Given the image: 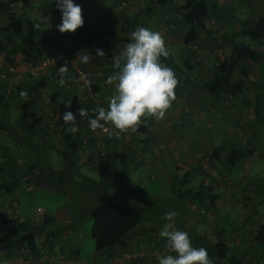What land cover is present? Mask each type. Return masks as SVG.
<instances>
[{"label": "crops", "instance_id": "1", "mask_svg": "<svg viewBox=\"0 0 264 264\" xmlns=\"http://www.w3.org/2000/svg\"><path fill=\"white\" fill-rule=\"evenodd\" d=\"M28 1L30 3V9L28 7L25 8V6L21 7L20 5L13 7L11 10L9 8L10 12H0V37L3 34L2 40L8 44V47H6L8 49H10L9 46H11L12 42L17 43L19 41L18 36H11L10 32L5 29L9 22V13H11V11H16V13L20 15L27 16V24L30 25V21L32 20H30L31 18L29 19V17L34 14L35 7L32 4V0ZM117 1L118 0H76L75 2L81 5L84 24L74 32H61L58 29L57 25L61 22V11L49 12V14L45 15L47 19L46 21H50L53 25L52 32L50 33L55 34L58 37L57 41L55 40V43L51 48L55 50L57 48L56 43H62L59 45L66 47L78 64L87 70L90 87L94 89L95 94L97 96L101 95V97L102 95H105L103 101L105 104L103 107L105 109H107L108 103L113 96L111 91L108 90L110 85L105 87L108 81L104 83L101 81V78L105 73H107L108 78L118 74V69L114 66L115 58L124 49L127 43L130 42V38L126 35V32H124L127 31L125 27L129 24H134V26H148L153 29L158 21L153 20L154 16L152 14H154V12L164 13L161 6L154 3L156 0H127L130 6L128 11L121 12V19L116 20L113 24V26H117V29L121 26L124 28L122 27L123 29L120 30L122 33H118V36L116 37L117 40L113 45L114 54L112 57L105 59L106 57L104 58L96 55L97 48L93 46L92 37L89 32L90 30L95 29L98 25H102L103 28H109L112 24H109L108 21L101 19L99 16H95L92 12L93 9L95 10L97 7L110 9L115 6ZM229 1L231 0H217V5L219 7H227ZM12 4L14 3H11V6H13ZM225 7L224 9H226V11L230 8V6L227 8ZM95 11L100 12V9L98 8ZM232 16H235L233 12H226L225 19L223 20V33L220 38H217L218 42H223L225 40L224 44L231 52V55L228 58L229 72L223 78V81L220 78H218L217 81L216 79L214 80L213 77L203 76L202 74L200 75L199 72L198 75L195 73L196 68L192 71L184 69L181 74L176 75L179 83L178 90L175 91V99L166 111L165 116L159 120L152 116L141 118L137 129L149 133L146 142L145 139L138 135L137 131H128L117 136L114 134L115 129L112 127V131L107 137L110 141V155L105 158L107 165L100 166L101 163L99 164V162L102 160L101 159L96 164L90 166V164H85V157L82 156L80 164L83 168L86 166H95V168L98 167L99 170H105L107 167L109 169V167L116 166L117 163L120 164L122 162L121 165L132 170L136 166L142 164L145 165L149 162V158L145 157L147 155V148L150 149V146L151 148L162 147L163 149L167 148L168 152L173 150L174 157L169 165L161 163L160 167L167 175L170 174L171 176L172 174L175 177H180L182 174H188L191 169L196 168L197 170L202 171L200 166L203 156H201L202 152L197 150V146H206V141H208V139L210 141L218 138V142H215L217 147L214 146L215 144L210 146L212 151L217 148L220 154L219 157H215L216 159L213 164L210 163L211 169L215 172L216 170H224L225 174L228 176H230V174L235 175V177L230 176L235 180L234 191L230 190L235 195L223 193V196L221 197V194H217L219 196L218 202H221V198H225L226 200L228 198L230 200L228 203L230 202L232 208H235L240 200V196L246 195V192H250L249 184H254V187L261 188L262 183H258L257 181L261 178L260 175L252 173L251 177L253 183L247 179L249 174H251L250 172H247L249 170V162L255 151L254 141H248V139L255 137L256 134L255 132H250L251 134H249L247 129L251 125L254 127V124L256 123H260L262 125L261 128L264 129V56L263 59H256L249 51H246V49L253 46L255 42L248 40L246 37H239L237 35L239 32L243 31L244 24L240 26L235 23V28L237 30L234 31L231 29L230 23ZM37 18L41 22L40 17ZM137 18L141 19V23ZM131 20L135 22L130 23ZM160 22L164 24V21ZM250 24L251 22L249 25ZM203 39L204 38H202V40ZM242 43H245V49L243 48ZM0 44L2 45L1 42ZM241 48H243V50ZM85 54L89 56V60L86 63L81 62V57ZM13 57L16 61L18 72L13 74L9 81H12L13 85L32 84L33 78L30 76V72L28 73L27 70L21 68L22 66H26V68L30 67L32 65L31 60L21 51L14 54ZM182 58L183 64L185 63V60H189L191 63L195 60L193 56H187V52L184 53ZM0 60H2L3 65L7 62L6 52L5 56L0 58ZM52 71L53 70L51 69L49 73ZM251 71L253 72L251 73ZM52 85H54L53 81H51L49 86L54 87ZM1 88L0 80V94ZM193 91H196V93ZM65 93V95H68L67 92ZM193 95L195 98H193ZM201 97L205 98V100H202ZM257 97H260L258 102ZM18 99L19 97L13 101V103L16 104L15 108L19 105ZM35 100L41 113L44 116H48L51 108L40 92L35 93ZM260 110H263V115L259 113ZM107 123L110 124V122ZM244 123H249L250 126L245 127L243 125ZM3 124V126H5L4 128L8 131L10 130L12 134L0 129V162L7 160L8 158H13L12 161L14 163L16 162L18 165H21L19 168L21 170L20 176H22V178L19 181L14 182H12L13 180L6 179L7 185H5L4 188L2 187V184L0 185V206L3 203V200H7L13 196L17 197L19 206L17 207L18 210L15 213V216L21 221L27 222V224L32 226L35 230L36 228L45 230V236H39L35 233L33 239L35 240L36 248L34 250H31L32 247L29 242L28 245L23 241L17 245L13 243L11 247L8 248H3L0 244V264H15V260L19 261L17 264H49L48 258L51 255L57 259L61 254L82 258V243L79 241L78 237V233L81 234L79 226L82 219L80 217L76 218L75 214L70 212L71 209L74 211V205L71 203H65L62 207L59 206L56 210H53L51 207L38 205L36 210L38 213L43 214L42 217L38 214H36V216L29 215L28 211H22L21 207V199L24 193L29 194L32 200L33 194L34 196H37V190H39L40 195L44 196L47 194L49 198H51L52 194L57 195L60 192L57 185L55 186L54 181H52V184L46 182L48 173L50 174L52 172L51 166L54 169L57 168H55L53 163L48 162L47 154H45V145L53 146L54 143L56 147L62 145L60 133L51 131L48 135H44L43 133V135H37L36 137L41 141V145L35 148L33 153L35 154L33 164H29L25 157L27 154L22 153L18 149V142L21 143V141L18 140L19 138L22 139L23 135L14 132L11 118H9L8 122L3 121ZM174 126L179 127L178 132L173 131ZM83 129L88 131L96 130H92L89 127L88 122ZM262 136L264 137L263 132ZM4 137H8V139L11 138V140H3ZM236 144H240L241 149L243 150L250 148L249 152L251 153L241 157L234 167H229L225 164V157L229 150L227 146ZM163 149L161 151L162 153ZM205 150L208 151L207 149ZM49 151L51 152V150ZM189 152L190 156L187 157V153ZM3 157H5V159H2ZM39 162L44 169L40 167ZM203 166L205 168V164ZM128 169L127 171H129ZM180 172H182V174H179ZM83 174L84 176L87 175L84 172ZM2 175L3 174L0 172V180ZM207 182L213 185V182H210L209 179H207ZM79 185L78 180L74 177H69L64 186L69 188V192H77V187ZM61 186L63 185H60V187ZM213 189L215 191V187H213ZM86 191H88V188L84 187L81 189V192ZM92 192L94 194L93 190ZM237 192L240 193L239 196H237ZM226 200L224 202H226ZM27 206H30V204H27ZM191 220L194 223L196 221L194 217ZM203 223L210 228L206 227L204 232L205 235L202 236L198 234V236L200 238L208 237L214 241L216 239L215 233L211 234L209 231L212 227L214 228V223L207 219L203 221ZM228 224L230 223L228 222ZM233 230L236 232L241 231L236 228H232V231ZM158 233L159 232L156 230L153 232L147 229H138V231L134 230L126 237L125 242L120 245L119 248L136 247L147 241L146 238H155V235ZM242 238L246 239V236H243ZM139 239H143L144 242L137 241ZM164 240L166 239L164 238ZM157 241L161 242L160 239ZM162 243L164 242L162 241L161 244ZM108 252L109 250H104L96 255L95 258H101L102 256L107 255ZM136 264H157V258L154 260H149L147 258L140 259Z\"/></svg>", "mask_w": 264, "mask_h": 264}, {"label": "trees", "instance_id": "2", "mask_svg": "<svg viewBox=\"0 0 264 264\" xmlns=\"http://www.w3.org/2000/svg\"><path fill=\"white\" fill-rule=\"evenodd\" d=\"M18 1L19 0H2L0 3V12H8L9 8L11 10V7H13L11 6V3H16V6L21 5V7L25 6V8L28 7L30 9V3L28 0H21L19 5L17 4ZM122 1L123 0H118L115 5L120 4ZM154 3L159 4L164 12H170V15L167 17L168 22L164 26V29L167 31L171 29L173 31L171 38L183 43L186 46L185 48L187 51L188 49H193L195 52L193 55L195 60L192 61V63L189 60H185V63L183 64L184 69H189L192 71L196 68L195 73L197 74L199 72L200 75L202 74L203 76L213 77L214 80L216 79L217 81L218 78H220L223 81V78L229 72L228 58L230 57L231 52L226 48V45L224 44L225 40L223 42H218L217 38H220L223 33V20L225 19L226 12L229 10L226 11V9H224V5V7H219L217 5V0H156ZM126 9L128 8L126 7L124 10ZM56 10L60 12L59 9L56 8ZM124 10L123 12H125ZM115 21L116 19H114V22L111 23L112 25L109 28H103V31L108 32V34L111 36V39H109L111 41L103 42V44L107 45V47H103L102 45L100 48L94 46L95 48H99L104 51V55L101 57H106L105 59L112 57L114 54L113 45L117 40L115 36L117 37L119 31L124 28L121 26L117 29L116 25L113 26ZM207 21H214V25L216 27L208 28ZM243 24V31L239 32L237 35L239 37L249 36L250 39L255 42L254 45L250 46L249 49L247 48L246 51H249L256 59H263L264 51H261L260 47L264 45V16L257 18L254 22H251L250 25L249 20H245ZM41 25L42 22H40L38 18L35 21H30V25H28L27 16L20 15L16 13V11H11V13H9V22L5 29L10 32L11 36H18L19 41L17 43L12 42L11 46H9L10 49H8L6 48L8 47V44L2 40L3 34L0 37V42L2 43V45L0 44V50H4L7 57V62L3 66H0V75L1 73H6L7 75L5 78L0 76L2 87L0 94V129L12 133L10 130L8 131L4 128L5 126H3V121H9L11 111L17 108L21 112L20 117L17 120L19 129H21V131L26 130L27 133L30 132V134H33V136L41 135L42 133L44 135H48L51 133V131L59 132L62 145L57 147V152L62 157L64 162H66L68 167L67 169L70 170H57L51 166L52 172L50 174L48 173L47 180H45L48 184H52V181H54L55 185L64 186L69 177H74V172L80 173L85 179H90V176H84L81 170L82 165L80 164V159L84 155L82 147L83 138L86 134L92 136L93 131L83 129L85 124H87L88 119L80 117L78 110L80 108H84L86 109L89 116H94V110L105 105L103 102L105 95H102V97L101 95L97 96L94 89H91L94 96H89L86 100H83L77 92L69 91L63 87V85L60 83V80H63V78H60L59 75L51 76L55 72L54 68L45 67L44 69L37 70L35 74H32L29 71L30 76L33 78L32 84L13 85L12 81H9L11 76L17 73L10 70L11 66L17 65L13 57L14 54L18 53L19 51L23 52L25 56L31 60V66L39 67L41 65V61L46 55L62 48V45H59L62 44L60 42L58 44L56 43L57 48L55 50L51 48L54 45L55 40L57 41L58 37L55 34H51L50 32L44 30ZM96 33L97 32L95 29L90 30L89 34L92 37V40L96 37ZM202 38L204 39L202 40ZM242 46L244 49L246 48L245 43H242ZM243 48L241 49L243 50ZM161 61L172 68L175 74L178 75V64L172 56L169 55L166 58L161 57ZM51 69L53 71L49 73ZM107 76V73H105V75L102 76L101 81L107 82ZM49 77H52L51 81H53L54 85L52 86L54 87H52L51 91L47 93L44 100L49 104V107L51 108L50 112L53 113V116L51 114L44 116L41 113L40 108H38L36 105L35 93L40 92L42 95V91L44 90ZM117 82H115V84ZM113 87L110 85L108 90H113ZM65 92H67L68 95H65ZM17 97H19V105L15 108L16 104H14L13 101ZM258 100H260V97H257V102ZM66 111H72L75 115V123L77 126V130L75 132L71 131V123L66 124L62 118ZM1 117L3 119H1ZM49 117L55 118L54 121L56 123V127H52L47 122ZM104 124L108 123L106 122ZM135 131L138 132L142 130L136 129ZM107 143L110 146V141L108 138ZM227 148L229 150L225 157V164L229 167H234L241 157L251 153L249 152L250 148L243 150L241 149L240 144L227 146ZM94 155L95 154H91L89 157L84 159L85 164L91 165L92 163H97L102 159L99 162V164L101 163L100 166L107 165L105 158L109 157L110 153L105 157L98 155L99 157L95 158ZM219 155L220 154L217 148H215L212 152H207L205 155H202V163L200 162V167L202 168L201 172L204 171L203 173L206 174L208 178L202 180L200 187L196 191L192 189L183 191L181 186L179 187V185H175L174 181L176 177L172 174L170 176L173 190L176 195L182 198L187 197L189 201H194L197 198L208 201L209 207H202L199 212L203 216L202 220H211L212 214L216 215L220 212L222 213L223 208L228 203V199L226 200L225 198H221L222 200L220 199L221 202L219 203V196L217 195L218 193L213 189L214 185L216 184L222 185L221 175L217 177L219 170H216L215 172L211 169V164H213L215 161V157H219ZM206 157L208 158V166L204 168L203 165L205 162H203V160ZM2 159H5V157ZM12 159L8 158L7 160L12 162L13 169L7 170L9 166L4 165L6 164L7 160L0 162V172L3 174L0 180V185L2 184L3 188L5 185H7L6 179L13 180L12 182H14L19 181L22 178V176H20L21 170L19 168L21 165H18L16 162L14 163ZM40 167H42L41 164ZM42 169L44 168L42 167ZM105 170L100 171H103V174L107 175L108 167L105 168ZM221 172L224 173V176L226 175L224 170ZM191 176V172L184 174L180 178L182 181H180L179 184L184 185L188 183ZM215 177L217 178L216 181L213 182V185L207 182V179H215ZM226 177L229 179L231 178L228 175H226ZM228 182H230V187H233L230 190L234 191L235 180H229ZM253 185L254 184H252V186L249 188L250 193H263V189L256 190V186L254 187ZM255 196L256 195H254V198ZM244 198L248 201H251L252 199L248 194L244 195ZM12 199H17V197L13 196L8 200ZM225 200L226 202H224ZM257 202V200L256 202L252 201L248 208L245 210H240L239 216L240 218L244 219L242 221L243 226L241 228H237V224L233 220L231 221L232 215L229 213L230 211H226L224 213L227 216L230 215V224H224L221 220L218 222L212 221L214 223V228L212 227V229L215 231L216 239L213 241L208 237H202L201 240L207 241L210 245V251L212 252L211 258L213 257V260H217L219 263L226 264H253L255 263V260L259 261L261 256H264V221H261L260 213H257L253 210L255 206L253 204H256ZM237 208L238 205H236L235 208L231 207L230 210L233 211V209L236 210ZM17 210L18 209L15 208L14 213H16ZM253 212L255 215H253ZM91 215L93 217L91 233L95 241L96 251L102 252L104 250H109V252L113 254L120 252L119 246L122 245L125 242L126 237L129 236V234L140 225L142 219V211L138 207L119 201H107L101 203L91 210ZM4 221L6 225L0 226V244L3 248L11 247L13 243L17 245L21 241L26 242L27 245L29 242L32 247L31 250L36 248L35 240L33 239L36 230L32 226L28 225L25 221H21L15 215L12 217L6 215ZM198 221L199 220L196 219L195 224H198ZM248 224L251 226L247 227ZM232 228H236L237 230L240 229V232L237 231V234L239 235H244L245 232H249L251 233V236L248 238V240L245 238H240L242 244H233L231 240L233 235L230 236L232 233ZM155 236L159 237L158 234ZM159 239H162L161 241L164 243L161 244L158 241L157 243L151 242L149 240L146 241V243L151 246V249L153 250L152 252H148L140 257L130 258L121 264H136V262H138L140 259L147 258L149 260H154L162 254H169L170 250L165 247L166 240H164V237L162 238L161 236L157 240ZM156 249L158 252H155ZM251 249L255 251V258L252 261L245 260L247 252ZM68 256L79 258L71 255ZM98 259L99 258H94L93 260Z\"/></svg>", "mask_w": 264, "mask_h": 264}, {"label": "rangeland", "instance_id": "3", "mask_svg": "<svg viewBox=\"0 0 264 264\" xmlns=\"http://www.w3.org/2000/svg\"><path fill=\"white\" fill-rule=\"evenodd\" d=\"M228 3L229 5L227 7L230 6L228 12H233L235 14V16L231 17V23H230L231 29L234 31L237 30L235 28V23L241 26L245 20H249L250 23V22H254L257 18L264 16V0H231ZM32 4L35 7V12L30 17L32 21H35L37 17H40V19L42 17H45V15L49 14V12H58L56 10L54 0H32ZM129 7L130 6L128 5L127 8ZM98 8L100 9V12L95 11ZM95 10L93 9L92 12L95 16H99L101 19H105V21L108 20L109 15H107L105 11L109 10V8L106 9L103 7H97ZM127 11L128 9L125 10V12ZM162 13L163 12H154V14L151 13L154 16L153 20L158 21L154 25L155 28L153 27L152 30L158 31L161 34V36L164 38L165 45L169 50L170 56H172L173 59L178 64L177 74L179 75L184 69L182 57L184 55V52L187 51V49L185 48L186 46L183 43L171 38L173 33L171 29L168 31L164 29V26L168 22L167 17L170 15V12H164L163 15ZM121 17L122 16L120 15V12H118L115 16V19L119 20L121 19ZM137 19L141 23V19L140 18ZM46 20L47 19H43V20L41 19L42 22L41 26L47 32H52L53 25L50 21L47 22ZM160 21H164V24L161 23ZM133 22L135 21L133 20L130 21V23ZM136 27L137 26H134V24L127 25L126 27L127 31L124 32H126V35H128L130 39H131V32ZM144 27L150 28L148 26H144ZM120 33H122V31H120L119 34ZM246 38L251 41L249 36H246ZM103 41L107 42L111 40L106 39ZM194 54L195 52L193 49H188L187 56H193ZM21 68H24L29 73L30 67L26 68V66H22ZM252 72L253 71H251V73ZM113 77H116V75ZM51 78L52 77H49V80L44 88L47 93L50 92L52 89V87L49 86L51 84ZM115 82H117L115 79L113 80L112 83L107 82L105 87H107L108 85H111L113 87ZM178 84L175 88V91L178 90ZM113 88L114 89L111 90L112 96L116 94L115 86ZM193 92L196 93V91ZM43 97L45 98V96ZM193 98H195L194 95ZM201 99L205 100V98L203 97H201ZM20 113H21L20 110L17 108L12 110L10 115L11 124L15 128L14 132H18L23 135V138L22 139L19 138L18 140L21 141V143L18 142L19 151L27 154L25 155L27 163L33 164V159L35 158V154L33 153L35 151V148L41 145V141L36 136H33V134L31 135L30 132L27 133L26 130L21 131V129H19V124L17 120L20 117ZM259 113L263 115V110H260ZM1 119L3 118L1 117ZM243 125L245 127L250 126L249 123H244ZM178 126H174L173 129L174 132L179 131ZM261 127L262 125L260 123H256L254 124V127H252L251 125L247 129V132L249 134H251L252 132L256 133L255 137L253 138L251 137L250 139H248V141H254L255 151L252 154L249 162V170L247 172L248 173L250 172L251 174H249L247 179H249L252 182L253 180L251 177L252 173L253 174L255 173L256 175L257 174L260 175L261 178H259L257 181L258 183L259 182L262 183L261 187L263 188L260 189H263L262 190L263 193L257 194L255 192L252 193L246 192V194H248L252 198L251 201L246 200L244 198V195H242L240 196V200L238 201L237 204L238 205L237 208L238 210L236 209L237 211L235 209H233V211L230 210L232 206L229 202L223 208L224 212L222 210V213L220 212L219 214L216 215L212 214L211 221L218 222L219 220H221L222 223L228 225V222L230 220V215L227 216L224 213L226 211L227 212L230 211L229 213L232 214L231 221L233 220L237 224L236 225L237 228H241L243 226L242 221L244 219L240 218L239 216L240 210H245L251 205L252 201L256 202V200L258 202L256 204L255 203L253 204L255 205L253 210L257 213L259 212L261 215V221H264V137L262 136V132L264 134V129H262ZM137 133L139 136L145 139V142L148 140L147 139L149 136L148 132L138 131ZM3 140L8 141L11 140V138L8 139V137H4ZM218 140H219L218 138L216 140H210V141L208 139V141H206L207 145L206 144H204L206 146L199 145L197 146V150H200L202 152V155H205L206 152H212L210 146L215 144V142H218ZM54 144L53 146L45 145L46 147L45 154H47L48 162L53 163L55 168L59 170L60 169L63 171L70 170L67 169L68 167L66 165V162H64L62 157L58 154L57 147ZM214 146L217 147L216 144ZM162 149H163L162 147L151 148L150 146V149L148 148L146 149L147 155L145 156L149 158V162H147V164L145 165L142 164L140 166H136L132 170H129L126 167L129 171H127L124 165H121L122 162L120 164L117 163L116 166L113 167L111 166L112 168L109 167L107 175L103 174V171H100L98 167L95 168V166L92 167L86 166L84 168L82 167L81 169L82 172L90 176V179H85L80 173L74 172V177L76 178V180L79 181L80 184L77 187L78 188L77 192H69V188H66V186L60 187L59 185H57L58 189H60V192L57 195L52 194L51 198H49L47 194H45L44 196L40 195L39 190H37L36 192L37 196H34L33 194L32 200L29 194L24 193L21 199L22 211L24 212L28 211L29 215L36 216V214H38L40 217H42L43 214L38 213L36 210V207L38 205L51 207L53 210H56L59 206L62 207L63 204L65 203L67 204L71 203L72 205H74L73 206L74 211L73 209H71L70 212L74 213L76 218L80 217L82 219V222L79 226V231H81V234L78 233L79 241L82 243V251H81L82 257L90 260V259H94L96 255L100 254V252H97L95 249V241L91 233L92 224H93V217L91 215V210L97 205L107 201H119L138 207L142 211V219L140 225L137 228H135V230L138 231V229H147L150 230L151 232L153 230L154 231L156 230L157 232H159L158 233L159 237L161 236L160 231L162 229V226L165 223V220L163 219L164 214L168 211L175 210L178 213V215L174 218L176 227L188 233L194 246L206 248L211 258L212 252L210 251L211 250L210 245L208 244L207 241L201 240L202 238L198 236V234L202 236L205 235L204 232L206 230V227L210 228L209 226L205 225V223L202 222L205 220H202L203 216L201 213H199L202 207H209V203L207 200H203L200 198H197L194 201H189L187 197L182 198L174 193L172 180L170 179V174L167 175L160 167L161 163L167 165L170 164V162L174 157L173 150L168 152L167 148H164L162 153L161 152ZM205 149H207L208 151H206ZM49 150H51V152ZM187 154H188L187 157H189L190 152ZM94 164L96 163H92L91 165ZM4 165L9 166L7 170L13 169L12 162L10 160H7L6 164ZM190 172L192 176L189 178V182L184 185L179 184L180 181H182L180 178L184 175L182 174V172L179 173L182 174V176L175 178L174 181L175 185L177 186L179 185V187L181 186L183 191H186L188 189H192L196 191L200 187L202 180L208 178L203 172L197 170L196 168L191 169ZM219 175H221L222 185L220 184L214 185L215 192L221 194V197L223 196V193H227L228 195L232 194L228 190L227 186H228V181L229 180L234 181V179L227 178L226 175L224 176V173L221 171H219L217 177H219ZM230 176L235 177L234 174L233 175L230 174ZM217 177H215V179L209 178V181L215 182ZM251 186L252 184H249V188ZM84 187L88 188V191L81 192V189ZM257 189L260 190L258 187L256 188V190ZM92 190L94 191V194ZM239 195L240 193L237 192V196ZM254 195H256L255 198ZM228 201L230 200L228 199ZM7 202L8 199L3 200L2 203L3 206L2 205L0 206V224L5 223L4 218L7 215L5 213V205ZM27 204H30V206H27ZM253 215H255L254 212ZM193 217L199 220L198 224H195L191 220ZM209 231L211 234L215 233V231L212 228ZM36 234L39 236H45V230L42 229L40 230L36 228ZM232 234L233 236L231 237V240L233 244H242L240 238L246 236V239L248 240V238L251 236V233L249 232L244 233V235L242 234L243 236L239 235L235 230L232 231L230 236ZM159 237L155 236V238H146V240L157 243V239ZM137 241L144 242L143 239H139ZM144 243H146V241ZM20 258H24V257H20ZM254 258H255V251L251 249L247 252V256L245 260L252 261ZM100 259L101 258H99V260ZM213 261L214 264H226V263H219L217 262V260H213ZM14 263H19V261L15 260ZM48 263L52 264L50 263L49 258H48ZM106 264H113V263L107 262ZM253 264H264V256H261V259L259 261L255 260V263Z\"/></svg>", "mask_w": 264, "mask_h": 264}, {"label": "clouds", "instance_id": "4", "mask_svg": "<svg viewBox=\"0 0 264 264\" xmlns=\"http://www.w3.org/2000/svg\"><path fill=\"white\" fill-rule=\"evenodd\" d=\"M54 3L61 11V22L57 25L61 32H74L84 24L81 5L75 0H54ZM96 55L103 56L104 51L97 48ZM169 55L165 40L158 31L137 26L131 32L130 42L115 58L118 74L110 76L108 83L114 79L118 82L115 84L116 94L107 109L101 106L94 110V116H89L86 109L80 108V117L88 119L92 130L103 127L102 122H110L117 136L134 132L142 117L162 119L175 99L178 84L174 70L161 61V57ZM88 60L87 54L81 57V62ZM59 71L64 73V66L59 67ZM60 83L63 84L62 79ZM62 118L66 124L71 123L72 132L77 130L72 111H66ZM177 215L175 210L164 214L165 223L160 235L166 239L165 247L170 251L158 256L157 264H214L206 248L194 246L188 233L176 227L174 218Z\"/></svg>", "mask_w": 264, "mask_h": 264}, {"label": "built area", "instance_id": "5", "mask_svg": "<svg viewBox=\"0 0 264 264\" xmlns=\"http://www.w3.org/2000/svg\"><path fill=\"white\" fill-rule=\"evenodd\" d=\"M2 0H0L1 3ZM21 0L18 1V5L20 4ZM16 3L12 4L13 7H16ZM129 3L127 0H123L120 4H117L110 8L109 10L105 11L107 15H109L108 22L111 24L114 22L115 16L118 12H123V10L128 7ZM12 7V8H13ZM1 10V9H0ZM125 11V10H124ZM207 27L208 28H215L214 21H207ZM95 31L97 32L96 37L92 40L93 45L97 47H107V45L103 44V40L111 39V36L108 34V32L104 33L102 25H98L95 28ZM261 51H264V45L260 47ZM5 56V51L0 50V58ZM0 66H3L2 60H0ZM64 66L65 72L61 73L59 71V67ZM54 68L55 73L51 76L59 75L60 78H63V87L69 91L77 92L83 100H86L89 96L93 97V92L90 87L89 77L87 70L78 64V62L73 58L69 50L62 46L60 50H57L53 53H50L44 57V59L41 61V65L38 66H31L29 68V71L32 74H35L37 70H41L44 68ZM10 70L12 72H18L17 66H11ZM2 78H5L7 75L6 73H1L0 75ZM10 89V88H9ZM42 95L46 97L47 92L44 89L42 91ZM53 116V113H50ZM55 118L49 117L47 119V122L52 126L56 127ZM112 129V126L110 124H104L103 127L97 128L95 131H93V135L86 134L83 138V153L85 159L89 157L91 154H95V158L99 157L98 155H101L103 157L107 156L110 152L109 145L107 143V137L110 134ZM95 139V140H94ZM203 162H205V167L208 166V158L206 157ZM222 182V181H221ZM229 190L232 188L230 187V182H228ZM18 206V200L12 199L8 200V202L5 205V213L9 216H14L15 208ZM6 224H0V226H5ZM251 225L248 224L247 227H250ZM151 246L147 243L140 244L133 248H121L120 252L117 254H113L111 252H108L107 255H104L99 260H93V259H85V258H75L70 257L66 254H61L58 259L56 260L53 255L49 257V261L52 264H106L107 262H111L113 264L123 263L125 260H129L133 257H140L148 252H152ZM155 252H158L156 249ZM56 260V261H55Z\"/></svg>", "mask_w": 264, "mask_h": 264}]
</instances>
